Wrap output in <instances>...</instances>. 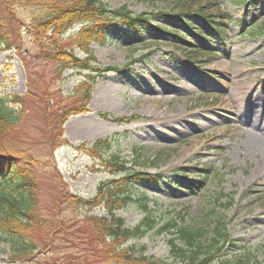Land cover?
<instances>
[{
    "label": "rangeland",
    "instance_id": "1",
    "mask_svg": "<svg viewBox=\"0 0 264 264\" xmlns=\"http://www.w3.org/2000/svg\"><path fill=\"white\" fill-rule=\"evenodd\" d=\"M63 1L0 0V97L21 98V104L9 102L21 117L11 137L20 149L48 162L38 174L43 209H51L60 180L73 195L94 196L97 186L112 177L104 162L119 158L127 168L160 177L157 184L134 183L133 200L115 211L129 227L141 225L145 216L155 224L122 247L167 264H183L170 251L175 233L158 228L175 221L177 226L210 229L222 217L230 247L220 261L210 264L232 261L248 251L264 264V218H256L264 215V156L255 157L247 145L251 132L264 133V99L257 106L264 97V0L202 3L211 19L223 25L226 43L214 39L210 45L181 32L177 44L182 50L153 28H180L176 18L161 14L180 12V0H101L110 9L125 5L132 13H149L153 26L131 32L117 22L108 28L112 39L90 43L98 64L120 70L96 79L89 111L72 114L62 124L69 144L50 149L47 132L61 111L72 107V91L83 72L60 70L49 50L54 39L35 36L31 25ZM190 15L184 11L182 18L200 24L206 36L207 26ZM253 24L256 29L249 28ZM76 32V27L67 29L60 43H72ZM193 46L212 54L189 61L185 56ZM73 49L84 56L81 49ZM174 57L177 62L171 64ZM249 100L258 108V129L255 112L247 109ZM98 112L108 116L103 119ZM131 116L126 122L117 120ZM105 137L111 139L108 148L87 149ZM260 165L261 171L256 170ZM146 200L147 210L142 205ZM61 210V217L75 218L58 234L55 248L35 254L39 262L21 263L11 261L13 247L0 242V264H101L92 259L98 249L78 217L86 212L105 215L104 207L74 209L64 204Z\"/></svg>",
    "mask_w": 264,
    "mask_h": 264
},
{
    "label": "trees",
    "instance_id": "2",
    "mask_svg": "<svg viewBox=\"0 0 264 264\" xmlns=\"http://www.w3.org/2000/svg\"><path fill=\"white\" fill-rule=\"evenodd\" d=\"M209 1L180 0L176 2V7L181 8L182 12L173 15L162 12L163 16H172L173 19L176 18L181 22L180 28L177 30H167L158 25L153 26L150 23L149 13H132L125 5L110 9L101 0H66L48 8L49 11L44 14V18L35 20L31 25L34 35L46 36L49 34L54 39L49 50L52 59L59 65V69L70 68L83 72L81 82L72 91L75 98L72 107L61 111L60 118H56L55 123L50 125L47 132L50 149H56L62 144H69L64 137L62 124L72 114L89 111L91 90L96 79L109 71L120 70L115 66L98 64L93 49L89 48L91 42L100 45L101 42L104 43L106 40L112 39L108 35V28L117 22H120V25H124L131 32L135 28L141 32L144 27L153 26L164 35L166 43H172L181 50L183 46L177 44L179 39L184 36L181 32L191 33L195 37H199L202 42L210 44L214 39L223 41L225 35V31L221 27L223 25L216 23L218 20L211 19L212 14H209L202 4L209 3ZM184 11H189V14H192L190 16L197 18L202 24L208 25L206 36H203L200 24L182 18ZM254 24L249 28L256 29ZM72 27L77 29L73 42L68 45L61 44L60 37ZM74 47L81 49L84 56L76 54ZM206 56L210 57L211 53L201 51L193 46V49H189V54L186 57L189 59L192 57L197 61L198 58ZM175 60L176 57L172 59L171 63L173 64ZM9 102L21 104L22 100L18 96L11 100L0 97V242L9 243L13 247L10 260L21 263L39 262L40 260L35 258V254L43 255L55 248L58 234L69 228L68 220L75 218L74 216L61 217L62 205L65 204L66 207L73 206L74 209L76 206L79 209H92L101 205L107 212L101 216L86 212L78 217L82 227L86 228V233L90 235L91 243L98 249L91 253L95 262L101 264H167L156 257H149L143 253L137 255L133 249L122 247L125 241L132 237L142 236L153 229L154 221L149 216H145L141 225L129 227L125 225L124 219L115 212L119 207H124L133 200L134 188H136L134 183L146 181L157 184L160 177L127 168L124 166V161H119V158L106 159L104 165L110 170L112 177L97 186L94 196L84 199L80 195H73L68 192L64 181L57 180L59 181L58 193L51 202V209L45 211L40 204L38 174L42 167L48 165V162L39 160L28 151L20 149L18 143L11 137L21 117L15 108L9 106ZM97 114L103 119L108 116L105 112ZM132 118L133 116L117 118V120L126 122ZM110 143L111 139L105 137L96 139L86 147L91 151L100 147L105 150ZM205 177L201 180L204 181ZM218 199L220 196L217 197V201ZM147 202L148 200L143 201L142 204L145 210H147ZM214 218L217 219V216ZM224 222V218L218 217L217 222L210 229H205L203 227L177 226L173 221L161 225L158 232L173 231L175 233L169 240L170 251L183 264H210L213 259L220 261V258L225 254L224 249L230 244ZM39 233L42 238L37 237ZM179 242L181 246L177 245ZM86 261L88 260L86 259ZM224 262L222 264H259L249 251L242 256L237 255L232 261Z\"/></svg>",
    "mask_w": 264,
    "mask_h": 264
},
{
    "label": "bare ground",
    "instance_id": "3",
    "mask_svg": "<svg viewBox=\"0 0 264 264\" xmlns=\"http://www.w3.org/2000/svg\"><path fill=\"white\" fill-rule=\"evenodd\" d=\"M264 97H262L260 100V102L258 103V107L260 108L261 102L263 101ZM247 107L249 112H255L253 114V117L255 118V122H256V129H258L259 127H261V119L259 118V114H257L258 112V108H254V104L251 100H249ZM253 108V109H251ZM250 109V110H249ZM247 145H249V150L251 151L252 154H254L255 157H260L261 155L264 156V133L263 132H251V135L248 136L247 139ZM262 166L260 165L259 167H256V170L261 171ZM256 218L258 220H263L264 215L263 216H256Z\"/></svg>",
    "mask_w": 264,
    "mask_h": 264
}]
</instances>
